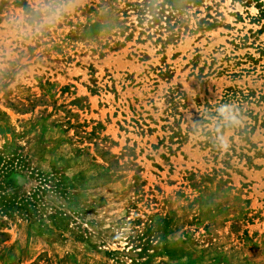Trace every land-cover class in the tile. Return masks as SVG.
Returning a JSON list of instances; mask_svg holds the SVG:
<instances>
[{"label": "rangeland", "instance_id": "1", "mask_svg": "<svg viewBox=\"0 0 264 264\" xmlns=\"http://www.w3.org/2000/svg\"><path fill=\"white\" fill-rule=\"evenodd\" d=\"M51 2L0 0V264H264V0Z\"/></svg>", "mask_w": 264, "mask_h": 264}, {"label": "clouds", "instance_id": "2", "mask_svg": "<svg viewBox=\"0 0 264 264\" xmlns=\"http://www.w3.org/2000/svg\"><path fill=\"white\" fill-rule=\"evenodd\" d=\"M76 0H52L51 5H46L44 11L46 23H55L61 16L71 11ZM215 117H213L216 130V141L221 150L229 147L228 137L221 133V128H238L244 124L245 116L234 103H221L215 107ZM199 121H193L194 131L201 130ZM212 130V129H210Z\"/></svg>", "mask_w": 264, "mask_h": 264}, {"label": "trees", "instance_id": "3", "mask_svg": "<svg viewBox=\"0 0 264 264\" xmlns=\"http://www.w3.org/2000/svg\"><path fill=\"white\" fill-rule=\"evenodd\" d=\"M45 183L44 181H41ZM40 182V187L43 186ZM9 183L0 180V214L7 217H15L20 215L25 220L32 223L38 216V192H44L46 189L37 187L34 191L28 193H19L18 189L7 190ZM58 213H61L58 211ZM57 215V214H55ZM66 216V215H65Z\"/></svg>", "mask_w": 264, "mask_h": 264}]
</instances>
